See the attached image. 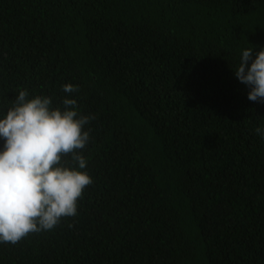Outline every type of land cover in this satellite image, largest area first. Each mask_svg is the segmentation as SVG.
<instances>
[{
  "label": "trees",
  "instance_id": "16d2710c",
  "mask_svg": "<svg viewBox=\"0 0 264 264\" xmlns=\"http://www.w3.org/2000/svg\"><path fill=\"white\" fill-rule=\"evenodd\" d=\"M249 48L264 0H0V119L24 90L94 117L77 215L0 243V264H264Z\"/></svg>",
  "mask_w": 264,
  "mask_h": 264
},
{
  "label": "clouds",
  "instance_id": "9594fccd",
  "mask_svg": "<svg viewBox=\"0 0 264 264\" xmlns=\"http://www.w3.org/2000/svg\"><path fill=\"white\" fill-rule=\"evenodd\" d=\"M242 52L235 77L250 89L248 99L264 103V49L253 58ZM251 65L249 67V62ZM65 93L78 89L63 86ZM27 90L0 119V243L17 244L32 233L53 230L62 218L77 215V202L93 183L88 161L79 151L89 142L84 128L94 117L78 113L77 100L65 98L61 108L52 99H28ZM255 132L264 138V129ZM70 157V160L62 158ZM78 166V169L77 167Z\"/></svg>",
  "mask_w": 264,
  "mask_h": 264
}]
</instances>
